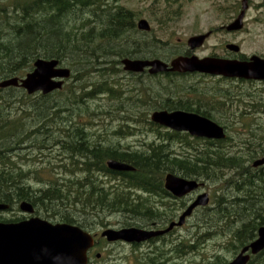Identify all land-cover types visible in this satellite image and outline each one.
Listing matches in <instances>:
<instances>
[{
  "label": "trees",
  "instance_id": "obj_1",
  "mask_svg": "<svg viewBox=\"0 0 264 264\" xmlns=\"http://www.w3.org/2000/svg\"><path fill=\"white\" fill-rule=\"evenodd\" d=\"M119 1L1 0L0 81L24 77L39 57L56 58L63 66L68 62L73 66L68 80L75 88L67 91L65 84L61 90L47 95H30L20 87L0 88V202L9 205L6 211H12L19 210L22 201H28L34 206L35 215L99 232L114 225L110 221L113 215L120 217L121 228L157 220L150 218L153 215L142 207V202L132 197L139 196L144 188L158 192L161 180L169 173L209 181L217 183L221 190L214 196V205L194 223L192 239L185 243L181 238L177 250L182 258L196 250L206 237L228 235L217 248L226 247L233 257L264 226V168L252 165L264 155L263 134H256L250 127L245 131L247 137L237 142L229 134L225 140L217 141L193 138L187 133L165 130L151 122L144 110L132 118L137 113L124 104L118 107L119 111L129 112L126 114L131 118L122 117L125 122L111 131L116 138L141 131L142 127L135 124L143 123L155 131V136L146 140L142 148H133L120 141L104 144L85 123L83 113L91 112L89 101L99 94H110L120 103H136L140 107L148 104L156 110L197 112L221 125L223 104L234 100L228 90L226 101L223 89L205 91L179 84L177 81L186 75L167 73L149 76L167 80L166 84L159 81V90L145 88L152 102L139 95L122 101L117 94L122 89L112 81L122 71L121 59H166L167 53L156 39L139 35L135 13L118 5ZM178 52L177 55L190 54L188 49ZM130 76L131 73L126 74ZM207 92L211 93L209 99H205ZM189 93H194V97ZM263 105H258L260 110ZM251 107L256 111L254 104ZM176 142L182 146L179 152L172 146ZM34 158L44 163L38 166ZM52 158L60 162L53 163ZM109 159L125 162L135 170L113 171L107 166ZM105 175L118 183L103 182ZM1 212L0 221L25 218ZM163 252L164 249L158 251L162 255ZM103 260L88 264H100ZM228 262L229 257L216 250L199 264ZM248 264H264V250L252 256Z\"/></svg>",
  "mask_w": 264,
  "mask_h": 264
},
{
  "label": "rangeland",
  "instance_id": "obj_2",
  "mask_svg": "<svg viewBox=\"0 0 264 264\" xmlns=\"http://www.w3.org/2000/svg\"><path fill=\"white\" fill-rule=\"evenodd\" d=\"M242 1L243 0H120L118 5L131 9L135 13L136 24L140 19H146L149 21L152 30L150 32L139 30V35L142 38L156 39L159 42L158 44L161 45V48L167 53L166 59L164 60L173 59L177 56L176 53H179L178 51H182V49L190 50L187 45V40L192 36L205 34L209 31H211L212 34L207 38L203 46L192 51L193 54L200 58L206 56H218L229 59H239V57L249 58L252 55L264 57V0H248L249 6L244 19L243 29L230 32L222 28L234 21L239 15ZM0 3L3 4L1 0ZM228 44L238 45L240 47V52L235 53L228 50L226 47ZM64 66L74 70L69 62L65 63ZM120 68L122 71L115 74L112 81L113 83H116L117 88L122 89V91L117 92L122 101H126V97L128 96L135 99L136 95H139L138 97L142 96L143 100L152 102L153 98L150 94H146L145 88L151 86L153 90L156 91L159 90V81L165 84L167 83L166 78L159 77L153 79V77H149L153 76L149 73H141L144 75L140 78H138L139 74H132L134 78H132V76L126 77L128 72L126 73L122 64L120 65ZM117 80L119 82H117ZM177 82H179V84L184 83L187 85L198 86L201 90L205 91L224 88L223 100L229 97V95L227 96V90L230 91L229 94L234 95V100L231 102L229 101L227 104L226 102L223 104V124L228 127V134L232 136L236 142L237 140L240 141V139H244V136L247 137L248 132L245 131L250 127L253 128V131L256 134L264 135V105L261 110L258 107L261 102L264 103V81H223L219 77L193 74L186 75L184 78H180ZM66 84L65 89L67 91L73 87L75 88V86H71V81L69 80ZM150 92L152 93L151 90ZM189 94L192 98L195 95L194 93ZM210 94L211 93L207 92L208 96H206L205 99H209L207 97H209ZM89 103V111L91 112H84L83 118L85 119L86 125L91 128V134L96 137L99 136L102 139V142L104 141V144H112L113 142L120 141L123 145H129L133 148H142L141 146L145 144L146 140L155 136V131H150L143 123L142 125L135 124V126L142 127L141 131L124 138H116V135L114 136L111 132L118 129V125L121 122H125L123 118H131V115L127 117L126 113L129 112L126 111L125 113L123 110L119 111V106H123L124 104L130 105V107L127 108L133 109V113H137H132V118L139 116L138 112L140 110L147 111L151 121V114L156 109L149 108L148 104H141L140 107L136 103H120L119 101L114 100L113 96L110 94H99L94 100L89 101ZM251 104L255 105V108H257L256 111L252 109L254 107H251ZM242 113L248 114H246L245 117L241 116ZM105 129L108 130L105 131ZM164 129L166 130V128ZM163 132L164 131H162V133ZM178 143L179 142L172 144L173 149L177 152L181 151L182 148ZM238 148H241L240 142ZM263 156L264 155H261L260 157ZM34 159L38 162V166L44 163L42 159ZM61 159L64 160V158ZM58 160L59 159L57 158H52L53 163H59L60 161ZM111 179L110 176L105 175L103 176L102 181L111 182L112 184L118 183V181ZM204 186H206L205 192H208L211 198L209 204V207H211L214 205V196L217 192H220L221 187L217 183H211L209 181L204 182ZM1 213L7 216H13L14 214L20 217L28 216V214L21 211L20 208L19 210L15 209L12 211H3ZM200 215H196L189 223L177 231V243H179L181 238H184L183 240L187 243L186 239L191 238V235L194 233V223L196 220L198 221L200 219ZM110 221L114 224L112 227H119L118 223L120 217L118 215L111 216ZM100 231L101 229L99 232ZM227 238L228 235H222L221 237L218 235L214 237H206L197 246L196 250L189 252V254L184 255L182 258L179 256L177 245H174L176 248L175 253L178 257V261L175 263L199 264L206 258V256L216 250H222L223 254L225 253V255L229 257L230 262L236 254L232 257V254L227 251L226 247L223 249L217 248V246L220 243L223 244L224 240ZM101 252H103L102 257H104V260L100 264H142L143 262L141 252L128 246H108L106 250Z\"/></svg>",
  "mask_w": 264,
  "mask_h": 264
},
{
  "label": "water",
  "instance_id": "obj_3",
  "mask_svg": "<svg viewBox=\"0 0 264 264\" xmlns=\"http://www.w3.org/2000/svg\"><path fill=\"white\" fill-rule=\"evenodd\" d=\"M248 0L242 1L239 15L231 23L222 28L227 31H240L244 27V19L248 9ZM137 28L150 32L152 27L148 20L140 19ZM211 31L195 35L187 40L191 51L203 46ZM227 49L240 52L236 44H228ZM123 69L127 72L140 74L146 70L150 75L161 73H199L227 78L264 81V57L252 55L248 59H229L218 56L198 57L195 54L178 55L170 61L161 58H131L121 59ZM72 75L69 67L63 66L56 58L39 57L33 62V69L24 77H9L0 81V88L20 87L32 95L41 92L44 95L61 90L67 79ZM151 121L176 132H187L191 136L224 140L227 132L223 125L201 114L185 110H155ZM109 169L113 171H134L135 168L116 159L107 160ZM257 168L264 166V156L252 163ZM203 183L195 179H187L169 173L165 177V187L172 194L182 197L197 190ZM210 202L208 192L201 193L185 210L180 219L164 230H146L132 226L120 229L107 228L101 233L108 241L123 240L126 242H142L152 237L164 234L175 226H183L197 206H207ZM21 211L30 215L29 218L16 221H0V264H88V250L94 244L91 233L80 226L51 222L33 215L34 206L28 201L19 205ZM9 209V205L0 202V211ZM264 250V226L258 229L257 237L245 245L228 264H248L252 256Z\"/></svg>",
  "mask_w": 264,
  "mask_h": 264
},
{
  "label": "flooded vegetation",
  "instance_id": "obj_4",
  "mask_svg": "<svg viewBox=\"0 0 264 264\" xmlns=\"http://www.w3.org/2000/svg\"><path fill=\"white\" fill-rule=\"evenodd\" d=\"M226 57H233V56H226ZM239 59H245V58L239 57ZM227 80L239 81L243 79L223 77V81H227ZM223 91H225L224 88ZM223 127L225 128L228 136V127L225 124H223ZM166 130L173 131L171 129H166ZM261 168H264V166H261ZM165 177L166 176H164L163 180H161V186L158 192H153L151 188H144L141 191V195L139 196L135 195L134 197H132L133 200L142 202L143 204L142 207L145 208L147 212L153 215L150 218L154 217L153 219H157L150 223H145L142 224L141 226H136V227L144 228L146 230H154V231L167 229L171 225V223L176 222L180 219L181 215L196 200L199 194L204 193L206 191V186H204V182H203V185L200 186L197 190L190 192L182 197L175 196L174 194H172L171 191L167 190V188L165 187ZM209 209H210L209 206H197L194 208L192 214L186 218V222L183 226H175L172 230L164 234L152 237L142 242L131 243L123 240L110 242L107 240L106 236L101 235L102 230L100 232L90 231L94 237V244L88 250L87 253L88 262L102 260V258L104 257H102L103 252L101 251L106 250L108 246H128L132 249L135 248L138 251H140L143 261H145V259L148 260L146 264H176L175 262L178 261V257L175 253L176 248L174 247V245L178 244L177 231L180 228H183L187 223H189L196 215L198 216L201 213H205L204 211ZM113 228L120 229V227H113ZM161 249H164L163 255L158 253V251Z\"/></svg>",
  "mask_w": 264,
  "mask_h": 264
},
{
  "label": "bare ground",
  "instance_id": "obj_5",
  "mask_svg": "<svg viewBox=\"0 0 264 264\" xmlns=\"http://www.w3.org/2000/svg\"><path fill=\"white\" fill-rule=\"evenodd\" d=\"M6 35V34H5ZM85 137V136H84ZM145 139V138H144ZM145 147V146H144ZM162 168V167H161ZM159 178V177H158ZM154 180V179H153ZM157 181V180H156ZM146 185V184H145ZM156 185V184H155ZM145 191V190H144ZM229 201V200H228ZM154 218V217H153Z\"/></svg>",
  "mask_w": 264,
  "mask_h": 264
}]
</instances>
